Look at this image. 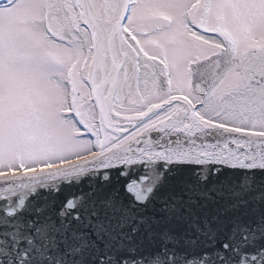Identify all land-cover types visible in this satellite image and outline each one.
Here are the masks:
<instances>
[{"label":"snow or ice","instance_id":"6c2138e0","mask_svg":"<svg viewBox=\"0 0 264 264\" xmlns=\"http://www.w3.org/2000/svg\"><path fill=\"white\" fill-rule=\"evenodd\" d=\"M0 264H264V0H0Z\"/></svg>","mask_w":264,"mask_h":264}]
</instances>
